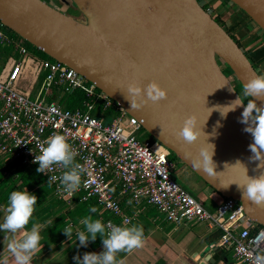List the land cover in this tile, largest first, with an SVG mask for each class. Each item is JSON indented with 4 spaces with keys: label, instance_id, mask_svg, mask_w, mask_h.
<instances>
[{
    "label": "water",
    "instance_id": "water-1",
    "mask_svg": "<svg viewBox=\"0 0 264 264\" xmlns=\"http://www.w3.org/2000/svg\"><path fill=\"white\" fill-rule=\"evenodd\" d=\"M229 1L264 32V0ZM70 2L81 19L45 0H0V22L94 83L206 184L238 200L246 216L264 227V206L245 200L239 185L247 175L264 174V167L251 159L253 136L240 122L244 102L230 110L240 95L221 66L242 88L258 74L238 43L198 0ZM152 80L168 90L167 98L132 109L129 85L146 87ZM257 103L264 105V99ZM189 116L201 132L192 143L178 136ZM204 147L210 161L212 156L211 175L194 163ZM204 262L215 264V259L209 254Z\"/></svg>",
    "mask_w": 264,
    "mask_h": 264
},
{
    "label": "built area",
    "instance_id": "built-area-1",
    "mask_svg": "<svg viewBox=\"0 0 264 264\" xmlns=\"http://www.w3.org/2000/svg\"><path fill=\"white\" fill-rule=\"evenodd\" d=\"M200 1L212 11L207 0ZM9 44L17 55H9L0 69V158L37 171L39 164L33 160L40 145L53 133L62 134L78 153L76 162L88 169L80 188L71 193L62 189L64 170L59 166L39 174L67 206L93 198L100 212L109 214L100 220L120 225L132 219L123 202L135 211L147 204L173 223H206L216 233L210 251L227 252L237 263L251 264L258 236L264 248V227L246 216L238 200L224 197L213 209L205 207L177 183L170 150L144 138L140 121L119 103L65 63L30 52L22 38L14 39L0 22V46ZM74 91L82 95L80 105L64 107L59 97ZM49 176L56 177L51 184Z\"/></svg>",
    "mask_w": 264,
    "mask_h": 264
},
{
    "label": "clouds",
    "instance_id": "clouds-1",
    "mask_svg": "<svg viewBox=\"0 0 264 264\" xmlns=\"http://www.w3.org/2000/svg\"><path fill=\"white\" fill-rule=\"evenodd\" d=\"M128 94L132 109H139L149 101L159 102L166 99L168 90L161 84L152 80L145 87L144 85L131 83L128 87ZM248 99L247 105L241 114L240 122L245 124V132L251 133L253 143L249 145L253 153L251 159L260 161L258 167H264V105L257 103V99H264V74H257L244 83L240 96L233 102L234 110ZM229 110V111H230ZM227 114V113H224ZM201 135L197 128V121L194 116H189L179 129L178 136L188 143H192ZM202 148L199 160L194 161L198 168H203L208 174H212L209 167L208 153ZM77 152L68 142L67 138L59 133L48 136L44 144L39 147V154L35 155L33 163H38V173L48 174L54 166L61 167L64 171L60 177V186L66 192L77 191L82 183V176L88 169L76 162ZM56 177L49 176L48 183L51 184ZM243 189V198L258 206H264V174L249 177L245 183L239 184ZM38 198L28 190L12 191L8 197L7 205L0 207L3 212L0 220V232L4 233V250L0 253V264H31L32 258L41 248V225L31 222ZM83 229L76 228L75 235L80 246H87L90 241H95L99 235L102 238L103 251L86 252L81 257L79 253L74 257L77 264H123L118 260L121 252H132L144 246V229L142 225L130 224L124 220L117 225L112 222L105 224L100 219H93L88 216L80 221ZM64 233L69 239L73 237V226L66 225ZM261 238H256L257 251L250 256L251 264H264V248H261Z\"/></svg>",
    "mask_w": 264,
    "mask_h": 264
},
{
    "label": "crops",
    "instance_id": "crops-1",
    "mask_svg": "<svg viewBox=\"0 0 264 264\" xmlns=\"http://www.w3.org/2000/svg\"><path fill=\"white\" fill-rule=\"evenodd\" d=\"M60 4L56 8L64 9L63 6H66L64 2ZM216 4L219 8L223 5V3ZM63 12L68 14L65 9ZM223 14L220 13L226 26L232 27L231 35L239 42L258 74H264V37H262V32H259V29H253L248 21L238 19L240 22H235L239 14L230 7H227ZM181 175L183 182L196 192L197 198L203 205L204 202L208 201L210 208H214L224 199L208 184L199 185L201 182L195 181L194 176L196 174L187 165L183 166ZM0 207L3 206L0 204ZM123 210L131 216L130 224L143 226L145 241L142 248L135 249L130 253L121 252L118 254L117 258L122 260L123 264H203L207 255L210 254L213 258L214 253L208 249V245L215 240L216 233L209 229L206 223H173L166 220L153 206L147 204L140 205L135 211L134 208L123 202ZM2 217L3 212H0V220ZM102 218L104 216L100 214L98 219ZM80 221L73 226L72 239H69L66 234L61 236L59 240L55 238L44 240L42 238L40 251L33 256L31 264H77L74 257L78 253L82 257L86 252L99 253L103 251L102 238L99 235L95 241H90L86 247L80 246L75 235L76 228L83 229L84 227ZM38 224L42 228V224ZM3 240L4 233L0 232V253L4 250ZM9 264H13L11 259H9ZM215 264L226 263L218 261Z\"/></svg>",
    "mask_w": 264,
    "mask_h": 264
},
{
    "label": "trees",
    "instance_id": "trees-1",
    "mask_svg": "<svg viewBox=\"0 0 264 264\" xmlns=\"http://www.w3.org/2000/svg\"><path fill=\"white\" fill-rule=\"evenodd\" d=\"M212 11L209 14L212 18L223 27L226 24L224 18L220 16L218 7H212ZM5 30L12 35V37H20L10 29L4 27ZM228 34L238 43L230 33L232 27L225 25L223 27ZM23 40L25 47L43 59L53 60L41 50L31 45L27 41ZM244 54L245 51L243 50ZM9 55H17L12 44L4 47L0 46V68L4 61ZM254 66V65H253ZM228 69V68H227ZM82 98L81 93L74 91L71 94H63L59 97L58 101L66 108L78 107L79 101ZM144 131V130H142ZM147 133V132H145ZM148 138L153 139L148 133ZM170 159L176 158L173 153L170 152ZM16 190H28L35 194L38 198L35 206V211L32 216L31 222L28 227L32 226L33 223H41V236L44 240L61 238L65 233L63 228L71 224L76 225L80 220L91 216L93 219H98L99 215L102 214L104 218H108L107 212H101L100 206L97 204L95 199L91 198L87 201H76L72 206H67L62 200L57 199L51 192L50 186L46 183L45 177L39 174L34 167L20 166L16 162L9 160L8 158H0V204L4 207L7 205L8 197L12 191ZM111 217V216H110ZM213 258L215 263L223 261L226 264H238L231 256L230 253L214 251ZM240 264V263H239Z\"/></svg>",
    "mask_w": 264,
    "mask_h": 264
},
{
    "label": "rangeland",
    "instance_id": "rangeland-1",
    "mask_svg": "<svg viewBox=\"0 0 264 264\" xmlns=\"http://www.w3.org/2000/svg\"><path fill=\"white\" fill-rule=\"evenodd\" d=\"M45 1H47L50 5H53L55 7L61 5L60 4L61 2H64V4L66 5V6H63V8L65 9V12H67L68 14H71L74 18H80V19L82 18L81 12L77 9L76 6H74L72 4V2H70V0H45ZM198 2H200L203 5L202 1L198 0ZM207 3L211 4V7H213V6L214 7L215 6L218 7V4H216V3H220V4L223 3L222 7H220V8L218 7L217 8L218 10L220 9V11H218V12H220V13L222 12V14L224 12H226V8L227 7H230L233 11H236L237 14H239V17L237 18V20L235 19L236 20L235 22H238L239 21L238 19L248 21V23L250 24V26L253 29H255V30L256 29L257 30L259 29V32H262V37H264V32L239 7H237L231 1H229V0H207ZM64 9L61 8L60 10L61 11H64ZM225 25L226 24H223V27H225ZM221 66L223 68L222 69L223 72L230 78L231 83L234 85L236 91L240 95V91H242L241 85L237 82V80L233 76L232 72L225 67V65H224L223 62H221ZM244 99H245L244 100V104L246 106L247 103H248V99H250V98H248V99L247 98H244ZM145 132L146 131H142V136L144 138H148L149 136ZM173 160H174V162L176 164V166H175V172H174V178L176 179L177 183L180 184L181 186H183L184 188H186L191 195H193L194 197H198L197 194H196V192L193 191V190H191L187 186V184L183 182V179H182L183 176L181 175V173H182L183 166H185V164H183V162L180 161L177 157L176 158H173ZM194 178H195V181H200L201 182L199 185L204 186L206 184L203 180L201 181V179H200V177L198 175H195ZM208 204H209L208 201L207 202H204L205 207L208 206V209H210V210L213 209V208H210V206ZM189 223H195V221H190Z\"/></svg>",
    "mask_w": 264,
    "mask_h": 264
}]
</instances>
